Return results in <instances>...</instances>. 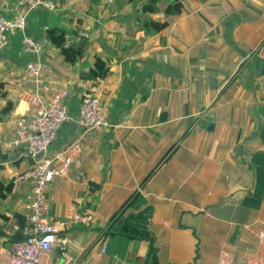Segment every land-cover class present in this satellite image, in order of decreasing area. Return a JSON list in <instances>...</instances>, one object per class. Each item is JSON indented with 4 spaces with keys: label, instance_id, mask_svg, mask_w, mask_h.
<instances>
[{
    "label": "crops",
    "instance_id": "1",
    "mask_svg": "<svg viewBox=\"0 0 264 264\" xmlns=\"http://www.w3.org/2000/svg\"><path fill=\"white\" fill-rule=\"evenodd\" d=\"M19 1L0 0L4 16L27 19L0 50V183H11L0 264L26 237L30 185H12L32 166L12 144L18 110L31 116L28 98L60 90L69 119L47 157L74 162L45 189L44 219L66 240L45 264H264V0H179V14L164 11L171 0ZM50 28L68 33L65 48L84 42L82 55L49 44ZM26 36L47 41L38 80L24 71ZM85 95L104 106L100 132L79 124Z\"/></svg>",
    "mask_w": 264,
    "mask_h": 264
},
{
    "label": "built area",
    "instance_id": "2",
    "mask_svg": "<svg viewBox=\"0 0 264 264\" xmlns=\"http://www.w3.org/2000/svg\"><path fill=\"white\" fill-rule=\"evenodd\" d=\"M19 7L42 8L48 11L56 9L52 0H20ZM26 25V14L23 12L15 13L11 17L0 13V50L8 46L11 36L23 33ZM80 36L88 37L86 33H80ZM46 43L45 39L36 40L29 36L22 39L23 52L34 57L24 70L29 78H40L44 68L41 56ZM67 97L66 90H60L47 103L31 96L26 104L34 109L33 114L29 116L25 109L18 110L15 122L16 139L12 144L19 146L24 143L25 156L31 160L32 166L12 180L13 191L21 183H28L30 191L25 206L28 212L26 237L13 242L9 264H45L44 258L52 252L54 246L66 242L57 236L62 225L46 221L44 215L47 209L45 189L48 183L53 177L66 174L74 162L70 151L58 153L52 158L47 157L49 149L57 139L58 131L69 119L65 103ZM79 124L85 131L90 132H100L107 126L104 106L98 96H83L79 105ZM75 218L81 221L80 216Z\"/></svg>",
    "mask_w": 264,
    "mask_h": 264
},
{
    "label": "trees",
    "instance_id": "3",
    "mask_svg": "<svg viewBox=\"0 0 264 264\" xmlns=\"http://www.w3.org/2000/svg\"><path fill=\"white\" fill-rule=\"evenodd\" d=\"M156 0H147L146 1V6L147 8L150 6H154L155 5ZM164 11L167 14H179L181 12V2H179V0H171L169 5L164 9ZM46 35V39L48 41L49 44H51L52 46L60 49L62 54H66L69 53L73 50L76 51V54H78V56H81L82 53L84 52V47L85 44L84 42L80 41L78 43H76V45L73 46H69L67 48H65V45L67 43V38H68V33L62 29L59 28H50L45 32ZM106 73V70L103 73H93V78H98V77H102L104 76V74ZM3 87V83L0 82V89ZM11 191V183L9 184H3L0 183V195L3 193H7ZM0 218L6 220V217H4L3 215L0 214ZM2 227L0 226V234H2ZM24 235L21 232H18L17 235H14L12 237V241H20L23 240L25 237H23ZM140 240V239H139ZM150 253H152L150 251Z\"/></svg>",
    "mask_w": 264,
    "mask_h": 264
},
{
    "label": "water",
    "instance_id": "4",
    "mask_svg": "<svg viewBox=\"0 0 264 264\" xmlns=\"http://www.w3.org/2000/svg\"><path fill=\"white\" fill-rule=\"evenodd\" d=\"M259 72H264V60L259 61ZM21 229H24L25 223H20Z\"/></svg>",
    "mask_w": 264,
    "mask_h": 264
},
{
    "label": "rangeland",
    "instance_id": "5",
    "mask_svg": "<svg viewBox=\"0 0 264 264\" xmlns=\"http://www.w3.org/2000/svg\"><path fill=\"white\" fill-rule=\"evenodd\" d=\"M72 8H73L72 12H74V13H75L76 10L81 9V7H79L78 9H76V7H72Z\"/></svg>",
    "mask_w": 264,
    "mask_h": 264
}]
</instances>
